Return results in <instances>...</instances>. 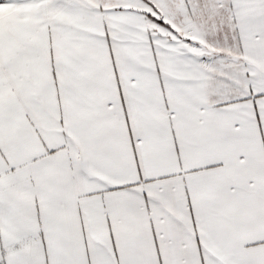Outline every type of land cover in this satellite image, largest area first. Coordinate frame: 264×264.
<instances>
[{
	"label": "snow or ice",
	"instance_id": "snow-or-ice-1",
	"mask_svg": "<svg viewBox=\"0 0 264 264\" xmlns=\"http://www.w3.org/2000/svg\"><path fill=\"white\" fill-rule=\"evenodd\" d=\"M0 264H264V0H0Z\"/></svg>",
	"mask_w": 264,
	"mask_h": 264
}]
</instances>
